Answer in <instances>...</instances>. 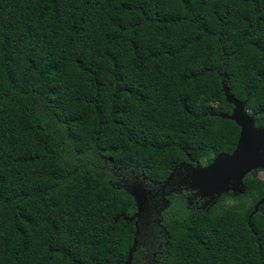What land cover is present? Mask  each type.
I'll use <instances>...</instances> for the list:
<instances>
[{
  "label": "trees",
  "instance_id": "1",
  "mask_svg": "<svg viewBox=\"0 0 264 264\" xmlns=\"http://www.w3.org/2000/svg\"><path fill=\"white\" fill-rule=\"evenodd\" d=\"M223 81L264 128V0H0V264H264L259 171L205 210L169 197L153 245L123 220L120 173L232 153Z\"/></svg>",
  "mask_w": 264,
  "mask_h": 264
},
{
  "label": "water",
  "instance_id": "2",
  "mask_svg": "<svg viewBox=\"0 0 264 264\" xmlns=\"http://www.w3.org/2000/svg\"><path fill=\"white\" fill-rule=\"evenodd\" d=\"M223 91L226 102L232 105L233 109L230 115L224 116L233 121L239 128L240 134L238 142L232 153L219 154L207 166H191L181 164L173 170L163 187L173 178L177 169L184 168L186 172L183 185L185 190L194 193V196L207 199L205 204L215 205L223 194L231 192L233 195L245 193L244 179L253 171H264V128L256 127L254 115H250L246 110L247 102H240L229 92V89L223 81ZM137 213L130 218L124 217L126 222H132L140 214L143 204L146 202V193L131 192ZM264 204V198L259 201L254 208L257 211L260 205ZM169 201H167V208ZM118 219H116V222ZM137 221L135 222L137 232ZM129 252L128 261H131Z\"/></svg>",
  "mask_w": 264,
  "mask_h": 264
},
{
  "label": "flooded vegetation",
  "instance_id": "3",
  "mask_svg": "<svg viewBox=\"0 0 264 264\" xmlns=\"http://www.w3.org/2000/svg\"><path fill=\"white\" fill-rule=\"evenodd\" d=\"M186 175L187 174L184 168L177 169L174 173L173 178L164 187L163 185L160 186H157L155 184L151 185L147 183L145 180H141V179L138 181L133 179L132 181L127 178H124L121 173L118 175L120 177V183L123 184V186L127 187L131 192L136 193V192L144 191L146 193V202L145 204H143L140 214L136 217L137 223L140 218L147 219L149 221L145 224V226L142 229V236H141L142 246L145 247L146 243L153 245L151 239L152 238L154 239L155 237L157 239L160 238L159 237L160 231L156 232L155 228L152 225L156 226L157 229L162 228L161 224L159 223L162 219L161 213L162 210L165 209L167 205V201H169L168 198L171 197L172 195L178 194L184 196L189 206L195 209L205 210L208 209V207H210L209 204H205L208 201L207 199L196 197L194 196L193 192L189 190H185L183 181L185 180ZM138 233H139V226L137 224V232H135V235H137ZM148 253L149 252L147 250L146 254L143 256L146 262H148V257H147Z\"/></svg>",
  "mask_w": 264,
  "mask_h": 264
},
{
  "label": "rangeland",
  "instance_id": "4",
  "mask_svg": "<svg viewBox=\"0 0 264 264\" xmlns=\"http://www.w3.org/2000/svg\"><path fill=\"white\" fill-rule=\"evenodd\" d=\"M255 109H256V106H255V105H251L250 108H249V110H247V111H248V113H250V112L254 111ZM257 176H258L262 181H264V171H259V172L257 173Z\"/></svg>",
  "mask_w": 264,
  "mask_h": 264
}]
</instances>
